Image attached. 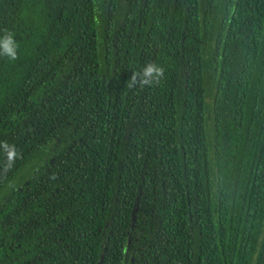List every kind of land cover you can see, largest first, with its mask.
<instances>
[{
    "label": "trees",
    "instance_id": "1",
    "mask_svg": "<svg viewBox=\"0 0 264 264\" xmlns=\"http://www.w3.org/2000/svg\"><path fill=\"white\" fill-rule=\"evenodd\" d=\"M5 28L0 264H264V0H0Z\"/></svg>",
    "mask_w": 264,
    "mask_h": 264
},
{
    "label": "clouds",
    "instance_id": "2",
    "mask_svg": "<svg viewBox=\"0 0 264 264\" xmlns=\"http://www.w3.org/2000/svg\"><path fill=\"white\" fill-rule=\"evenodd\" d=\"M0 57H5L10 61L19 59V43L15 33L7 28L0 31ZM164 74L165 69L162 66L150 62L145 64L142 70L134 73L127 86L132 88L139 84L141 88H146L158 85L164 78ZM2 147L7 156L5 168L10 169L18 157V153L15 146L9 145L7 142H3Z\"/></svg>",
    "mask_w": 264,
    "mask_h": 264
}]
</instances>
